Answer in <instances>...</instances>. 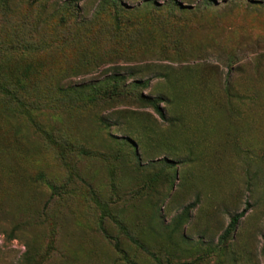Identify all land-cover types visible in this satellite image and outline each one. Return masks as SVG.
Masks as SVG:
<instances>
[{"label":"rangeland","instance_id":"1","mask_svg":"<svg viewBox=\"0 0 264 264\" xmlns=\"http://www.w3.org/2000/svg\"><path fill=\"white\" fill-rule=\"evenodd\" d=\"M0 6V264H264V0Z\"/></svg>","mask_w":264,"mask_h":264},{"label":"trees","instance_id":"2","mask_svg":"<svg viewBox=\"0 0 264 264\" xmlns=\"http://www.w3.org/2000/svg\"><path fill=\"white\" fill-rule=\"evenodd\" d=\"M112 7L116 10L117 4L114 2L112 4ZM0 14H2L4 16L3 19L6 18L5 15H8V11H6L4 9V6H0ZM24 24H25L24 21L21 20V26L22 27H24ZM8 36H9V32H7L6 30L0 31V60L3 59V55L7 50L6 46H8V45L10 46L8 48H17L18 47L24 52L30 51L36 47H39V45H41V43L35 44L33 42H28V41L24 42L23 40H17V39L16 40H6V38ZM53 39L54 38L50 37L49 40H47L45 42V44L46 45L48 44L50 47L54 46L55 42L53 41ZM32 72H33V70H31L30 66H28V65H25L18 73L11 75V76L6 74L5 72H0V97L5 101L12 102L14 105H19L23 102H30L31 104L34 103V106H37L36 103H39V102L36 101L35 98H32L31 100H29V98H28L29 97L28 96L29 95V89L31 87H33V88L36 87L37 84L39 83V77L34 76V74ZM36 179L37 180L42 179V173L41 172L38 173V176ZM69 184H70L69 181L66 180V182L63 184L51 185L50 186L51 194L57 195V196L64 194L66 186ZM243 213H244V210H242L241 212H239L238 214L234 215L231 218V220H230L227 228L224 230L223 234L226 235L229 232V230H231L232 228L235 227V225L238 222V219L243 215ZM126 236L139 249H141L143 251H147L146 248H144V246L138 240H136L135 238H133L129 234H126ZM114 244H117V242H115ZM147 253H149L154 258V260L156 261L157 264H160V262L155 258V256H153L148 251H147Z\"/></svg>","mask_w":264,"mask_h":264}]
</instances>
